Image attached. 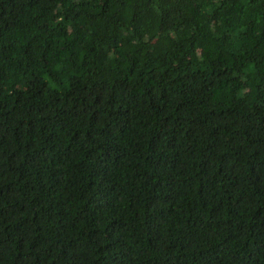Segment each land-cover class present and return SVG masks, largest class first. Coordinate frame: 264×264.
Segmentation results:
<instances>
[{
	"label": "trees",
	"instance_id": "1",
	"mask_svg": "<svg viewBox=\"0 0 264 264\" xmlns=\"http://www.w3.org/2000/svg\"><path fill=\"white\" fill-rule=\"evenodd\" d=\"M0 264H264V0H0Z\"/></svg>",
	"mask_w": 264,
	"mask_h": 264
}]
</instances>
